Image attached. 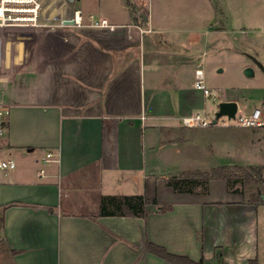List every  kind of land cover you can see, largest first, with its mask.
Wrapping results in <instances>:
<instances>
[{
	"label": "crops",
	"instance_id": "crops-1",
	"mask_svg": "<svg viewBox=\"0 0 264 264\" xmlns=\"http://www.w3.org/2000/svg\"><path fill=\"white\" fill-rule=\"evenodd\" d=\"M87 2L85 22L109 26L0 29V97L13 103L0 147L17 161L0 170V264H176L148 243L204 264H259L264 123L182 117L207 107L196 82L209 52L260 34L264 0ZM223 100L239 111L234 92ZM48 152L59 161L44 164ZM223 168L249 172L256 190L222 177L205 193L167 183ZM134 195L149 201L146 216L112 214L109 201L101 214L103 198Z\"/></svg>",
	"mask_w": 264,
	"mask_h": 264
},
{
	"label": "rangeland",
	"instance_id": "rangeland-1",
	"mask_svg": "<svg viewBox=\"0 0 264 264\" xmlns=\"http://www.w3.org/2000/svg\"><path fill=\"white\" fill-rule=\"evenodd\" d=\"M75 6L83 8L86 12L88 8H95L94 4L88 3L87 0H76ZM259 35L248 32L235 36V45L226 48L220 46L219 49L209 52L208 61L203 65L205 72V84L211 91H217L216 99L207 98L206 109L200 112L210 119L216 111L218 104L223 101L225 92H234L235 95L242 99L238 116L250 114L256 106L264 112V98L261 99L259 91L264 90V28L259 31ZM252 68L255 72L253 76H247L245 70ZM263 97V95H262ZM264 116H262V119ZM226 120L229 123H237L236 120H228L222 117L219 120L221 125ZM222 178L228 180L229 189L254 191L256 185L251 180L249 183L244 178L242 183L233 181L235 176L240 174L231 173L229 176ZM190 178H196L201 183L197 188H193L196 192L205 193L209 190L210 182L214 178L209 176H200L199 174L191 175ZM242 176V174H241ZM217 178V177H215ZM228 178H232L229 181ZM259 264H264V211L261 212L259 225Z\"/></svg>",
	"mask_w": 264,
	"mask_h": 264
},
{
	"label": "built area",
	"instance_id": "built-area-1",
	"mask_svg": "<svg viewBox=\"0 0 264 264\" xmlns=\"http://www.w3.org/2000/svg\"><path fill=\"white\" fill-rule=\"evenodd\" d=\"M76 1V0H75ZM75 1L71 0H0V29H24L31 31H39L46 28H58L63 30H74L84 26L103 27L109 26V22L105 18L93 20L91 17L89 23L85 22L83 12L74 5ZM1 36V34H0ZM2 38L0 37V63L2 58ZM196 87L202 90L205 96L216 99L217 92L211 91L203 80L196 82ZM13 103L7 101L5 96L0 97V144L6 134L9 117ZM228 120H236L241 126L254 127L263 125L262 110L255 108L248 115H240L238 113L234 118L223 116ZM215 114L207 119L202 113H194L182 117L183 124L188 127L202 126L208 127L213 125ZM222 118V117H221ZM219 118L217 123L219 124ZM223 125L230 124L226 120ZM59 161L54 158L53 152H48L43 158V163ZM17 168V161L12 156H3L0 147V170L10 171ZM40 172L45 173V168H41Z\"/></svg>",
	"mask_w": 264,
	"mask_h": 264
},
{
	"label": "trees",
	"instance_id": "trees-1",
	"mask_svg": "<svg viewBox=\"0 0 264 264\" xmlns=\"http://www.w3.org/2000/svg\"><path fill=\"white\" fill-rule=\"evenodd\" d=\"M226 171L227 170L225 168H223L221 170L219 169L213 173H208L207 176H209L210 178H215V177L227 176L226 174H228V176H229L231 173H234V172H226ZM241 171L237 174H240L239 177H241L240 178L241 180L244 178V180L246 181V179L251 174L249 172L243 173ZM234 174H236V173H234ZM241 174H242V176H241ZM188 175H194V173H191ZM229 177H231V176H229ZM235 177H237V176H235ZM228 179H229V181L232 180V178H228ZM233 181L237 182L238 180H236L234 178ZM242 182H244V181H242ZM167 183L169 185L173 186L178 191H189L190 189L193 190V188L196 185L200 184L201 182H200V180H197L196 178L172 177V178L168 179ZM107 201L113 202L115 204V206L118 208V210H117L118 212L117 211L111 212L112 214L121 213L122 215H133V216L144 217L148 213L146 205L149 201L142 195L105 197V198H103V202H102L101 214L106 213V202ZM154 202L156 203V199L154 200ZM5 209H6V207H4L2 212H0V251H2L4 249L1 232H2V229L4 227V222H5V215H4ZM148 247L151 248L153 251H155V253L163 256L164 258H166L169 261L174 262L176 264H204L205 263L203 259L196 262L187 256H178V255L167 253L164 248H162L161 246L154 245L152 243H148ZM251 264H257V258H255L251 262Z\"/></svg>",
	"mask_w": 264,
	"mask_h": 264
},
{
	"label": "water",
	"instance_id": "water-1",
	"mask_svg": "<svg viewBox=\"0 0 264 264\" xmlns=\"http://www.w3.org/2000/svg\"><path fill=\"white\" fill-rule=\"evenodd\" d=\"M75 1V0H71ZM247 76H253L254 70L252 68H247L245 70ZM238 112V102L235 100H223L218 104L216 111L214 112L216 118L213 119V123H217L218 119L223 116H228L229 118H234ZM264 197V196H263Z\"/></svg>",
	"mask_w": 264,
	"mask_h": 264
}]
</instances>
